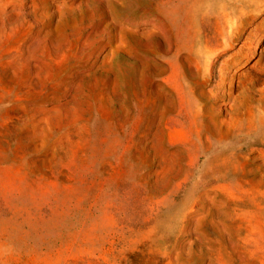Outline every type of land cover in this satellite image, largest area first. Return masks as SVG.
<instances>
[{"label":"rangeland","instance_id":"rangeland-1","mask_svg":"<svg viewBox=\"0 0 264 264\" xmlns=\"http://www.w3.org/2000/svg\"><path fill=\"white\" fill-rule=\"evenodd\" d=\"M0 264H264V0H0Z\"/></svg>","mask_w":264,"mask_h":264}]
</instances>
